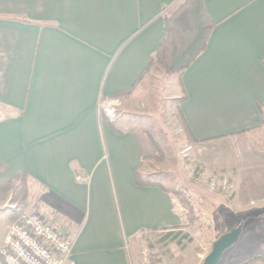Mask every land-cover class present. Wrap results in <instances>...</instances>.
Instances as JSON below:
<instances>
[{
    "label": "crops",
    "instance_id": "crops-1",
    "mask_svg": "<svg viewBox=\"0 0 264 264\" xmlns=\"http://www.w3.org/2000/svg\"><path fill=\"white\" fill-rule=\"evenodd\" d=\"M177 1L0 0V182L28 180V207L67 237L73 264H131L134 238L179 223L170 194L136 183L134 168L157 171L132 117L153 111L159 69L146 67ZM203 4L215 25L166 100L183 97L197 145L227 146L264 124V0ZM118 95L123 116L100 117L99 97Z\"/></svg>",
    "mask_w": 264,
    "mask_h": 264
},
{
    "label": "rangeland",
    "instance_id": "rangeland-1",
    "mask_svg": "<svg viewBox=\"0 0 264 264\" xmlns=\"http://www.w3.org/2000/svg\"><path fill=\"white\" fill-rule=\"evenodd\" d=\"M150 67L159 69L153 73L157 76L152 81L157 86L153 111L146 115L139 111L132 117L152 139V153L146 160L157 173L149 177L183 195L174 198L177 225L142 233L129 243L131 264H200L220 236L240 225L237 241L218 264L264 253V124L246 140L199 146L180 119L177 101L174 106L166 100L176 90V79L157 61ZM122 103L116 118L123 116ZM29 195L30 185L23 176L13 179L8 188L0 187V240L13 210L33 211L28 207Z\"/></svg>",
    "mask_w": 264,
    "mask_h": 264
},
{
    "label": "trees",
    "instance_id": "trees-1",
    "mask_svg": "<svg viewBox=\"0 0 264 264\" xmlns=\"http://www.w3.org/2000/svg\"><path fill=\"white\" fill-rule=\"evenodd\" d=\"M214 25V22L210 20L206 13L203 0H178L172 7V10L170 11L169 9L164 14L160 41L149 60L146 70L153 62L157 61L164 68L165 73L174 77L177 84L181 86L182 74L206 48ZM181 99L179 98L176 101L179 102ZM256 104L261 110L263 104L257 101ZM176 110L188 132V128L181 117L178 107ZM238 134L243 135L244 133L240 132ZM191 139L196 141L193 138ZM133 175L137 184L158 186L162 191L170 194L175 199H179L178 197L183 195L175 187H166L160 182L149 179V177L143 179L137 173V168H134ZM12 180L0 182V187L8 188ZM14 212L16 213V210H13V213H11L13 218L11 217L10 222H13L20 213L19 211L16 214ZM257 262L264 263L263 252L251 253L250 255L240 257L239 260L232 264H254Z\"/></svg>",
    "mask_w": 264,
    "mask_h": 264
},
{
    "label": "built area",
    "instance_id": "built-area-1",
    "mask_svg": "<svg viewBox=\"0 0 264 264\" xmlns=\"http://www.w3.org/2000/svg\"><path fill=\"white\" fill-rule=\"evenodd\" d=\"M123 99L99 97V114L114 122ZM70 256V241L39 212L20 211L0 240V264H73Z\"/></svg>",
    "mask_w": 264,
    "mask_h": 264
},
{
    "label": "water",
    "instance_id": "water-1",
    "mask_svg": "<svg viewBox=\"0 0 264 264\" xmlns=\"http://www.w3.org/2000/svg\"><path fill=\"white\" fill-rule=\"evenodd\" d=\"M240 232L241 225L220 236L212 244L210 251L205 255L200 264H218L224 251L237 241Z\"/></svg>",
    "mask_w": 264,
    "mask_h": 264
}]
</instances>
